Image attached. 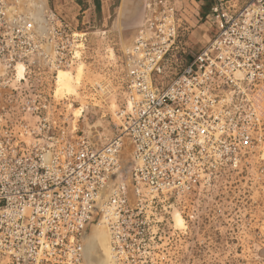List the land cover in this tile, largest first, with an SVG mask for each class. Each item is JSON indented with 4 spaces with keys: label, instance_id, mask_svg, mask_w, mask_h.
<instances>
[{
    "label": "built area",
    "instance_id": "built-area-1",
    "mask_svg": "<svg viewBox=\"0 0 264 264\" xmlns=\"http://www.w3.org/2000/svg\"><path fill=\"white\" fill-rule=\"evenodd\" d=\"M13 1L0 0V264H85L83 233L100 211L114 251L147 245L163 209L264 164V0H213L216 35L185 65L176 2L147 0L125 55L120 131L101 147L31 81L41 58L53 77L79 61L85 33L49 8L42 36ZM126 141L133 201L116 178Z\"/></svg>",
    "mask_w": 264,
    "mask_h": 264
},
{
    "label": "rangeland",
    "instance_id": "rangeland-1",
    "mask_svg": "<svg viewBox=\"0 0 264 264\" xmlns=\"http://www.w3.org/2000/svg\"><path fill=\"white\" fill-rule=\"evenodd\" d=\"M144 1L21 0L15 6L42 36L48 30L45 15L49 8L67 20L73 30L85 33L81 59L70 67L59 68L72 76L75 88L72 93H56L57 77L51 75L52 69L45 59L40 63L43 73L31 81L34 87L43 89L47 99L68 108L65 115L74 114L78 132L97 147L108 143L120 131L118 111L124 102L125 55L144 21ZM174 1L179 10L178 31L182 40L179 63L185 65L216 35L215 18L209 15L213 0ZM128 152L126 148L127 179ZM263 166L259 162L251 176L245 172L235 174L234 178L221 180L200 198L176 204L167 211L163 209L161 235L147 245L137 242L134 246L125 245L123 251H114L110 232L99 213L85 231L94 221L96 225L101 224V219L104 221L112 264H264ZM115 183L116 179L112 185ZM177 214L183 217L185 226L176 223ZM85 264H88L86 257Z\"/></svg>",
    "mask_w": 264,
    "mask_h": 264
},
{
    "label": "bare ground",
    "instance_id": "bare-ground-1",
    "mask_svg": "<svg viewBox=\"0 0 264 264\" xmlns=\"http://www.w3.org/2000/svg\"><path fill=\"white\" fill-rule=\"evenodd\" d=\"M146 1L147 0L144 1V8H145ZM17 2L20 3L21 0H16V1L11 2L12 6H14L13 8H15V6L17 5ZM47 22H48V20H47ZM48 25H49L48 30L43 34V36H45L47 33H48V36L50 34L49 29H51V26H50L49 22H48ZM44 51H45V53H51V46L48 43H45ZM42 61H43V58H41L40 63H42ZM19 67H20L19 76H22L24 73V68L22 65H20ZM82 69L83 68L81 67L79 70L80 74L78 76L77 83L80 82V75L82 73ZM18 71H19V68H18ZM58 71H59V69H58ZM122 89L124 91V97H126L127 87H126L125 80H123V79H122ZM74 90H75V88L73 85L72 76L69 74L68 71L60 70L58 75H57L56 93H59V94L60 93L62 94L63 92L72 93ZM77 110H79V108ZM126 148H128V150H129V152H128V168H129L130 174H129L128 179L125 177V172H124V168H125L124 153H125ZM126 152H127V150H126ZM132 154H133V148L126 141L125 146L123 147V149L121 150V153H120V163H121L123 178L118 173L116 175V178H119V180H117V181H121L124 179L125 183L129 186V197H130L131 201L134 200V191H133V187L131 185ZM106 189H108V188H106ZM107 191L108 190L102 191L104 198L105 197L107 198L109 195V194L106 195ZM98 213L101 214L102 218L104 219V216L102 215L101 211L97 212L96 214H98ZM175 220L179 226H181V227L185 226V221H184L183 217H181L180 215L177 214V216L175 217ZM103 222L104 221L101 219V222H100L101 224L96 225V221H94L89 227H87L86 231L84 230L85 231V234L83 233L84 252H85L84 258L86 257L88 264H112V262H111V260H112L111 244H110V240L108 237L109 233H107V230L104 227L105 223H103ZM106 225H107V223H106Z\"/></svg>",
    "mask_w": 264,
    "mask_h": 264
}]
</instances>
